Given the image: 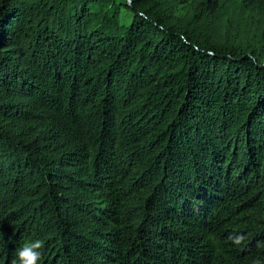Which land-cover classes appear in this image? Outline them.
Listing matches in <instances>:
<instances>
[{
  "label": "trees",
  "instance_id": "1",
  "mask_svg": "<svg viewBox=\"0 0 264 264\" xmlns=\"http://www.w3.org/2000/svg\"><path fill=\"white\" fill-rule=\"evenodd\" d=\"M264 264V0H0V264Z\"/></svg>",
  "mask_w": 264,
  "mask_h": 264
},
{
  "label": "clouds",
  "instance_id": "2",
  "mask_svg": "<svg viewBox=\"0 0 264 264\" xmlns=\"http://www.w3.org/2000/svg\"><path fill=\"white\" fill-rule=\"evenodd\" d=\"M44 246V242L40 240L32 241L26 244L20 251L21 257L29 256V264H38L40 259V249Z\"/></svg>",
  "mask_w": 264,
  "mask_h": 264
}]
</instances>
